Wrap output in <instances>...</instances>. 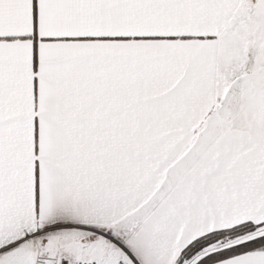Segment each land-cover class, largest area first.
I'll return each mask as SVG.
<instances>
[{"label":"snow or ice","instance_id":"1","mask_svg":"<svg viewBox=\"0 0 264 264\" xmlns=\"http://www.w3.org/2000/svg\"><path fill=\"white\" fill-rule=\"evenodd\" d=\"M0 264H264V0H0Z\"/></svg>","mask_w":264,"mask_h":264}]
</instances>
